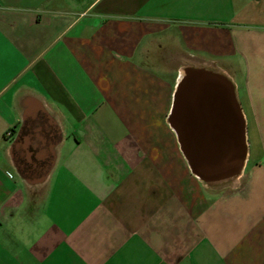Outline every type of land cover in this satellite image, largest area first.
<instances>
[{"label": "crops", "instance_id": "0c3cea01", "mask_svg": "<svg viewBox=\"0 0 264 264\" xmlns=\"http://www.w3.org/2000/svg\"><path fill=\"white\" fill-rule=\"evenodd\" d=\"M192 63L259 145L227 186L168 122ZM0 264H264V0H0Z\"/></svg>", "mask_w": 264, "mask_h": 264}, {"label": "water", "instance_id": "95a60500", "mask_svg": "<svg viewBox=\"0 0 264 264\" xmlns=\"http://www.w3.org/2000/svg\"><path fill=\"white\" fill-rule=\"evenodd\" d=\"M168 122L191 172L208 187L235 182L248 159V129L236 84L204 63L183 68Z\"/></svg>", "mask_w": 264, "mask_h": 264}, {"label": "rangeland", "instance_id": "374dc122", "mask_svg": "<svg viewBox=\"0 0 264 264\" xmlns=\"http://www.w3.org/2000/svg\"><path fill=\"white\" fill-rule=\"evenodd\" d=\"M249 142H250V144H251V151H252L253 154H254L255 150H256V152H257V149H259V145H258V143H257L256 140H255V137H254V134H253L252 128H251L250 134L248 135V143H249ZM253 159H254V155H253V157L251 158V163H253Z\"/></svg>", "mask_w": 264, "mask_h": 264}, {"label": "built area", "instance_id": "2783aa9c", "mask_svg": "<svg viewBox=\"0 0 264 264\" xmlns=\"http://www.w3.org/2000/svg\"><path fill=\"white\" fill-rule=\"evenodd\" d=\"M11 134V132L9 131L8 133H7V135H10Z\"/></svg>", "mask_w": 264, "mask_h": 264}]
</instances>
